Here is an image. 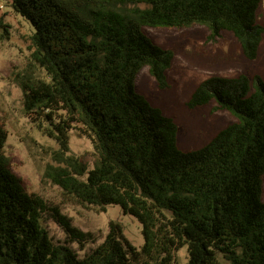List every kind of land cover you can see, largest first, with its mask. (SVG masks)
Segmentation results:
<instances>
[{"label":"trees","instance_id":"trees-1","mask_svg":"<svg viewBox=\"0 0 264 264\" xmlns=\"http://www.w3.org/2000/svg\"><path fill=\"white\" fill-rule=\"evenodd\" d=\"M261 0H9L31 27L29 56L10 74L24 115L57 149L44 177L68 203L104 211L120 207L141 225L138 250L108 223L104 240L82 258L54 243L49 216L66 241L82 247L93 235L71 224L59 207L29 194L11 169L0 124V264H264V80L213 76L186 106L214 104L233 121L202 147L182 151L179 126L135 88L147 67L158 89L168 87L171 50L143 28L204 26L211 40L229 32L249 61L264 27ZM0 39L8 38L0 23ZM71 130L92 146L91 168L69 153Z\"/></svg>","mask_w":264,"mask_h":264},{"label":"rangeland","instance_id":"rangeland-1","mask_svg":"<svg viewBox=\"0 0 264 264\" xmlns=\"http://www.w3.org/2000/svg\"><path fill=\"white\" fill-rule=\"evenodd\" d=\"M257 19L264 27V0H261ZM0 23L8 30V38L0 39V124L7 133L4 152L11 169L21 179L27 193L41 197L49 206L59 207L74 227L91 233L94 241L82 247L67 242L62 229L47 215L42 218L44 228L54 243L67 245L82 258L104 240L108 223L114 222L120 225L123 238L139 250L143 236L141 225L135 218L123 214L115 205L98 211L68 203L62 190L44 177V170L52 164L51 154L57 145L24 115L21 91L10 80L11 72L27 62L30 53L28 37L32 30L10 8L9 0H0ZM143 32L155 45L171 50L173 59L166 71V89L157 88L147 67L137 74L135 88L150 105L159 108L179 126L178 147L182 151L202 147L233 121L226 111L213 110L214 104L194 110L187 108L186 102L199 83L213 76L235 77L239 74L258 75L264 80V34L257 57L249 61L243 57L239 44L229 32H221L213 40L209 38L208 29L200 25L183 29L145 27ZM68 137L69 153L82 158L91 168L90 141L76 130H71ZM261 188L264 201V175ZM186 262V246H183L176 252L175 264Z\"/></svg>","mask_w":264,"mask_h":264}]
</instances>
